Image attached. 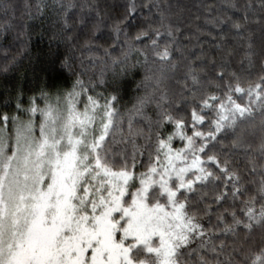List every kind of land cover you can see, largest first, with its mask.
I'll return each mask as SVG.
<instances>
[{"label":"snow or ice","instance_id":"obj_1","mask_svg":"<svg viewBox=\"0 0 264 264\" xmlns=\"http://www.w3.org/2000/svg\"><path fill=\"white\" fill-rule=\"evenodd\" d=\"M214 7L215 31L196 33L218 55L182 44L167 0H126L118 16L97 0H0V37L19 42L0 71L27 53L28 21L54 12L71 78L26 104L18 89L0 112V264H264V0ZM229 36L245 42L235 64Z\"/></svg>","mask_w":264,"mask_h":264},{"label":"trees","instance_id":"obj_2","mask_svg":"<svg viewBox=\"0 0 264 264\" xmlns=\"http://www.w3.org/2000/svg\"><path fill=\"white\" fill-rule=\"evenodd\" d=\"M14 3L23 5L24 0H13ZM35 2V0H32ZM51 3V0H46ZM78 3L86 2V0H77ZM102 8L106 7L111 15L118 16L123 12V5L126 0H97ZM140 2V0H138ZM174 8L173 11L179 15L176 17L177 23L183 30L181 41L182 44H187L190 48L197 43H203L205 50H210L212 54L218 55V50L213 47L218 42L211 39L210 36L200 35L196 33V28L199 26L205 31H215L210 26L204 23L205 17L208 15V6L214 5L211 9L212 14L215 15L218 11H224L223 4L226 0H167ZM243 3L244 0H238ZM256 15H259V9L253 10ZM19 15V13H18ZM200 17L199 20L196 17ZM58 19L54 12H48L46 16L42 18H35L28 21L29 30L31 32V43L28 47L27 53L24 54V58H21L18 65L7 73L0 71V112L13 113L15 109V96L18 89H22L24 93V101L27 103L28 96L32 95L33 90L37 89L43 81H47L49 84L53 83H68L70 82V76L66 69H62L59 65V57L65 52V46L58 44L57 42H51L48 36L56 31L55 21ZM137 19V24H139ZM256 30L254 36L255 44L259 49L261 38L257 25L251 26ZM133 34L136 30V26L132 25L129 29ZM45 33L42 37L39 33ZM82 35V32H81ZM196 36L199 35V41L196 39L184 40V36ZM19 42L13 40V34H9L7 38L0 37V69L3 68L5 58L4 50H9V56L15 54L18 51ZM81 43L83 41L81 40ZM225 49H233L234 55L231 58L235 64L243 55L244 41H237L229 38L226 41L221 42ZM51 48V51H50ZM195 51H199L196 48ZM89 55L87 50L84 51L83 57L81 53L77 51L75 53L77 70L80 69V58H85V66L88 65L86 57ZM54 62V63H53ZM135 59L130 63H134ZM92 71L99 73V67L89 71V75ZM107 71V79L112 82V72ZM143 77V69L137 66L136 68H130L129 74L122 78L120 82L119 94L122 97L121 104H127L130 106V101L135 95L136 83ZM86 78V77H85ZM120 81V78H118ZM102 90V89H98ZM111 91V88H109Z\"/></svg>","mask_w":264,"mask_h":264}]
</instances>
